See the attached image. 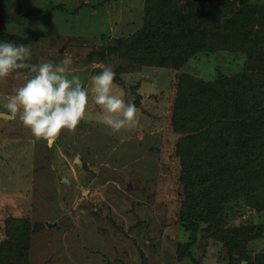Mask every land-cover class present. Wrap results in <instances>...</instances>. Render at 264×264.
Wrapping results in <instances>:
<instances>
[{
	"label": "rangeland",
	"instance_id": "obj_1",
	"mask_svg": "<svg viewBox=\"0 0 264 264\" xmlns=\"http://www.w3.org/2000/svg\"><path fill=\"white\" fill-rule=\"evenodd\" d=\"M177 1L181 8L185 0ZM213 1L228 10L264 2ZM144 4L16 0L10 7L14 18L2 23L4 31L30 37L24 44L31 49L30 64L56 65L71 56L69 78L79 76L89 90L84 119L74 132L63 130L51 147L18 117H0V242L8 216L28 218L30 229L36 228L29 235L28 264H250L239 253L229 256L222 242L202 229L192 240L178 221L181 133L171 125L180 72L207 79L217 69L236 71L244 57L226 49L200 52L173 68L142 65L110 50L116 38L142 26ZM104 66L116 73L113 94L137 108L134 127L113 133L100 122L103 112L90 87ZM30 75L18 70L0 79V111H8L9 96ZM251 221L264 223V211L241 206L228 225ZM187 242L191 255L181 256L179 245ZM246 248L250 255L264 248V228Z\"/></svg>",
	"mask_w": 264,
	"mask_h": 264
},
{
	"label": "trees",
	"instance_id": "obj_2",
	"mask_svg": "<svg viewBox=\"0 0 264 264\" xmlns=\"http://www.w3.org/2000/svg\"><path fill=\"white\" fill-rule=\"evenodd\" d=\"M145 0L144 21L110 50L142 65L177 68L192 55L216 50L240 52L234 72L217 69L211 78L180 72L171 114L181 133L182 198L178 221L191 239L202 229L222 242L229 256L264 264V248L253 255L247 243L262 233V221L228 225L231 212L248 206L264 211V2L234 10L213 0ZM16 0H0V42L24 45L30 39L3 30L15 15ZM103 53V52H102ZM0 242V264H28L30 229L26 217L8 216ZM203 226L199 228L200 225ZM189 242L180 255H191Z\"/></svg>",
	"mask_w": 264,
	"mask_h": 264
},
{
	"label": "clouds",
	"instance_id": "obj_3",
	"mask_svg": "<svg viewBox=\"0 0 264 264\" xmlns=\"http://www.w3.org/2000/svg\"><path fill=\"white\" fill-rule=\"evenodd\" d=\"M30 60V47L0 42V79L18 70L31 73L9 96L7 115L13 119L18 117L33 137L47 141L51 147L63 130L74 132L84 119L89 90L83 87L79 76L69 78L71 56L56 65L52 62L30 64ZM115 75L112 67L104 66L99 74L91 77L90 87L92 101L103 112L100 122L113 133L134 127L138 122L136 106L126 103L122 95L113 94Z\"/></svg>",
	"mask_w": 264,
	"mask_h": 264
},
{
	"label": "water",
	"instance_id": "obj_4",
	"mask_svg": "<svg viewBox=\"0 0 264 264\" xmlns=\"http://www.w3.org/2000/svg\"><path fill=\"white\" fill-rule=\"evenodd\" d=\"M0 117H10L9 115H7V112H4V111H0ZM76 161H78L79 160V158L78 157H76V159H75ZM64 181H67L68 179L66 178V177H63L62 178ZM51 223H48V225H50Z\"/></svg>",
	"mask_w": 264,
	"mask_h": 264
}]
</instances>
